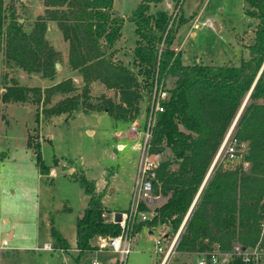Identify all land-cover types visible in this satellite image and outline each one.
Wrapping results in <instances>:
<instances>
[{"label":"trees","instance_id":"1","mask_svg":"<svg viewBox=\"0 0 264 264\" xmlns=\"http://www.w3.org/2000/svg\"><path fill=\"white\" fill-rule=\"evenodd\" d=\"M41 1L44 13L28 24L18 14L15 0L8 4L0 0V52L5 66L0 101L32 102L41 106L46 117L70 116L86 109L104 110L114 119L132 121L146 97L149 110L152 89L155 83L161 84L168 90V98L163 100V110L155 113L149 142L152 151L169 148L171 152L160 160L153 183L154 195L165 199L154 206L150 217L134 219L130 235L158 224H167L176 233L264 62V0H245V13L257 20L253 41L247 44L248 55L238 63L221 64L185 63L182 48L174 47L180 25L188 20L180 14L183 0H176L174 14L157 8L163 0L138 1L127 17L135 35L129 63L116 55L125 18L114 9V0ZM47 21L56 22L67 42V61L79 72L80 86L71 77L45 87L21 84L14 76L8 81L7 67L55 76L61 51L46 36ZM96 82L112 89L114 96L101 94L92 99ZM57 94L61 97L52 102ZM41 112L36 111V121ZM231 139H236L237 148L245 144L238 149L242 161L234 167L216 163L212 167L178 233L175 252L182 256L196 257V251L212 250L215 243L221 249H232L237 243L258 244L264 249V65L232 128ZM27 143L35 148L40 171L47 173L40 141L28 134ZM76 179L88 195L76 220L75 244L81 254L94 247L97 236L118 235L122 227L105 217L108 209L96 181L83 172ZM138 209H147L143 199ZM53 234L54 247H70L58 231ZM167 235L165 231L163 236ZM227 264L244 262L234 256Z\"/></svg>","mask_w":264,"mask_h":264},{"label":"rangeland","instance_id":"2","mask_svg":"<svg viewBox=\"0 0 264 264\" xmlns=\"http://www.w3.org/2000/svg\"><path fill=\"white\" fill-rule=\"evenodd\" d=\"M15 1L18 14L28 24L32 22V13L25 2ZM138 1L114 0L113 3L114 9L125 18L120 47L122 57L128 63L135 35L134 26L127 17L137 7ZM9 2L5 0V3ZM176 4V0H163L158 7L173 13ZM246 8L245 0H183L180 14L188 20L180 25L173 43L174 47L182 48L183 62L238 63L246 57L247 44L253 41L257 23L255 18L245 13ZM200 9L203 11L196 17ZM207 18L212 19L218 29L217 25L212 28L205 24ZM46 36L62 51L64 39L55 23L49 25ZM4 69L0 52V83ZM7 71L9 82L14 76L21 84L41 87L67 77L75 79L78 75L66 64L57 70L53 78L34 75L20 67H7ZM78 80L75 81L80 86ZM167 85H170V79H167ZM101 94L114 96V91L94 83L91 98L96 100ZM60 97L55 95L52 102ZM147 101L146 97L136 116L141 129L145 125ZM37 110L41 112V106L37 107L32 102L0 101V264H92L94 260L98 264H117L118 252L99 243L103 235L97 236L90 250L79 254L76 248V220L88 202V195L76 177L83 172L96 181L97 190L103 191L106 207L111 209L105 211L106 218H113L114 209L126 213L136 207L140 199L135 184L140 154L132 146L136 138L127 132L131 120L114 119L104 110L78 109L70 116L62 113L46 117L41 112L39 121H36ZM118 129L120 135L116 133ZM28 134L33 141H40V152L49 168L47 173H42L36 163L35 148L27 143ZM119 141L125 143L122 150L117 147ZM245 147L243 144L238 149ZM169 155V148L158 152L160 160ZM216 155L213 166L216 163L222 167H234L242 161L240 156L229 161L220 157L217 163ZM164 199V196L152 194L151 198L144 200L147 207L144 210L150 215L154 206ZM135 218L133 212L126 219L127 240H130L131 249L125 264H158L162 252L157 251L155 239L168 231L169 235L163 240L165 246L182 223L176 233H172L167 224H158L153 228L144 226L131 236ZM53 231H58L65 238L69 249L54 247ZM47 243L52 247H47ZM181 254L174 252L167 264H195L196 257L192 254Z\"/></svg>","mask_w":264,"mask_h":264},{"label":"built area","instance_id":"3","mask_svg":"<svg viewBox=\"0 0 264 264\" xmlns=\"http://www.w3.org/2000/svg\"><path fill=\"white\" fill-rule=\"evenodd\" d=\"M168 7L172 8V5L168 3ZM176 9V10H175ZM178 10V6L174 7L173 14ZM205 24L210 27H215L214 21L207 18ZM168 98V90L163 88L161 84L155 83L151 97L149 100V110L145 114V125L141 129V123L139 117H135L129 125L128 133L131 137L136 138V142L132 145L133 148L139 150V160L137 164V172L135 177V184L138 194V202L134 209H129L126 213L121 212V220L118 221L122 227L121 233L114 236H107L100 240V245L108 246L110 249L118 252L117 264H125L126 256L130 252L131 243L126 233V219L130 217L133 212L136 218L146 219L153 213H146V210H139L138 204L140 200H147L151 198L153 193V183L156 179V167L158 166L160 159L158 158V152L150 149L151 127L154 123L155 113L161 111L164 108L163 100ZM231 131L229 128L225 138L218 149L216 160L224 158L226 160H235L241 154L238 153L236 139H231ZM120 132H118L119 134ZM234 142V143H233ZM118 149L122 150L125 147V143L119 141L117 143ZM221 157V158H220ZM215 160V161H216ZM158 196V195H154ZM262 233L264 232V218L261 222ZM163 232L159 237L155 239L157 251L162 252L160 264H166L170 256L175 252V245L178 236V231L165 246L163 244ZM103 237V236H101ZM47 247H52L50 243L46 244ZM195 264H227L234 256L239 257L244 264H264V249L258 244L254 246H243L239 243L235 244L232 249H221L219 244L215 243L212 250L196 251ZM92 264H98L96 260Z\"/></svg>","mask_w":264,"mask_h":264},{"label":"crops","instance_id":"4","mask_svg":"<svg viewBox=\"0 0 264 264\" xmlns=\"http://www.w3.org/2000/svg\"><path fill=\"white\" fill-rule=\"evenodd\" d=\"M20 1H24L25 2V4H26V6H27V9L29 10V11H31V13H32V16H33V20L38 16V15H41V14H43L44 13V9H45V7H44V5H43V3H42V1L41 0H20ZM168 4V3H167ZM157 8L158 9H163V7L162 6H160V8L157 6ZM155 9H156V7L155 8H153V10L152 11H155ZM202 9H200V11H198L197 13H195V14H197L196 15V17L197 16H199L201 13H202ZM194 18V17H193ZM21 21H23V19H21ZM51 23H55L56 24V22L55 21H47V28H49V25L51 24ZM57 25V24H56ZM217 25V24H216ZM216 25H215V28H216ZM217 29H218V25H217ZM191 35H194V32H191ZM121 40V39H120ZM120 40H119V42H118V46L120 47ZM62 51H61V61H60V63H59V67H56L57 68V70H59L63 65H68V66H70L69 64H68V61H67V42L64 40V46H63V48L61 49ZM2 53V52H1ZM122 50H121V48L120 49H118V51H117V53H116V55L117 56H122ZM2 56H3V54H2ZM71 67V66H70ZM72 68V67H71ZM73 69V68H72ZM74 70H76V69H74ZM77 71V70H76ZM77 73H78V75H76V77H75V80H77V79H79L80 78V74H79V72L77 71ZM34 75H36V74H34ZM39 75H41V74H39ZM131 122V121H130ZM129 125H130V123H129ZM128 128H129V126H128ZM118 132H120L119 134H118ZM128 132V131H127ZM116 133L118 134V135H120L121 134V131H120V129H118L117 131H116ZM107 209H109L108 207H107ZM111 209H109V211H110ZM113 210V209H112ZM118 210L117 209H114V213H113V218H107V219H110V220H115V215H116V212H117ZM180 229L181 228H179V230H178V233H179V231H180ZM149 232H151V230L149 231ZM165 232V231H164ZM13 233V231L11 232V234ZM164 238H166V237H164ZM164 238H163V240H164ZM135 239H136V237H135ZM97 239L95 238L94 239V241H96ZM93 241V242H94ZM169 242V241H168ZM167 242V243H168ZM133 246V245H132ZM67 249H69V248H67ZM158 264H160V261H159V263ZM167 264V263H166Z\"/></svg>","mask_w":264,"mask_h":264},{"label":"water","instance_id":"5","mask_svg":"<svg viewBox=\"0 0 264 264\" xmlns=\"http://www.w3.org/2000/svg\"><path fill=\"white\" fill-rule=\"evenodd\" d=\"M263 65H264V62H263V64H262V66H261V68H260V70H259L257 76H258L259 73L261 72ZM56 67H59V62H56ZM32 73H33V74H36V75H39V74H40L39 71H33ZM257 76H256V78H257ZM256 78H255V80H256ZM255 80H254V82H255ZM254 82H253V84H254ZM253 84H252L251 88L253 87ZM251 88H250V90L248 91V93H247V95H246V97H245V99H244V101H243V103H242V105H241V107H240V109H239V111H238V113H237V115H236V117H235V119H234L232 125L230 126V129L233 128V126H234V124H235V122H236V120H237V118H238V116H239V114H240V112H241V110H242V108H243V106H244V104H245V102H246L248 96H249V93H250V91H251ZM155 152H158V150H155ZM212 166H213V163L211 164L210 169L208 170V172H207V174H206V176H205V178H204V180H203V182H202V184H201V186H200V188H199V190H198V192H197L195 198L193 199V201H192V203H191V206H190V208H189V210H188V213H187V215H186V217H185V219H184V222H185V220H186L188 214L190 213V210L192 209V207H193V205H194V203H195V201H196V198H197V196H198V194H199V192H200V190H201V188H202V186H203V184H204L206 178L208 177V175H209V173H210V171H211V169H212ZM120 220H121V212H120V211H117V212H116V215H115V221H120ZM184 222H182V225H183Z\"/></svg>","mask_w":264,"mask_h":264}]
</instances>
